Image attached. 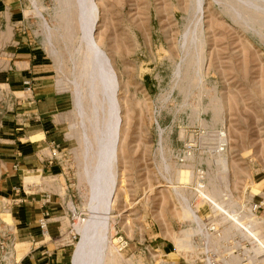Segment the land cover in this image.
<instances>
[{
  "label": "rangeland",
  "instance_id": "obj_1",
  "mask_svg": "<svg viewBox=\"0 0 264 264\" xmlns=\"http://www.w3.org/2000/svg\"><path fill=\"white\" fill-rule=\"evenodd\" d=\"M94 1L99 14L94 37L115 70L121 115L105 264H162L163 252L174 249L199 254L210 217L231 233L236 229L228 220H235L264 247V207L255 216L248 209L264 199V0ZM13 5L0 7V56L4 45L34 52L38 75L53 76L73 104L60 118L56 175L50 179L67 206L64 224L73 254L84 222L94 215L72 83L86 57L84 31L76 0ZM30 94L21 90L16 102ZM10 95L9 88L0 87V117L20 105ZM218 129L226 130L228 148L212 155L200 148L207 141L200 131ZM189 139L197 152L181 162ZM198 169L204 170L207 186L195 201L196 181H202ZM206 198L210 205H203ZM5 209L0 203V239L8 243L0 264H14L22 254L19 240L9 239L6 223L13 221ZM254 217L262 219L256 231L244 223ZM230 245V264H240Z\"/></svg>",
  "mask_w": 264,
  "mask_h": 264
},
{
  "label": "crops",
  "instance_id": "obj_2",
  "mask_svg": "<svg viewBox=\"0 0 264 264\" xmlns=\"http://www.w3.org/2000/svg\"><path fill=\"white\" fill-rule=\"evenodd\" d=\"M18 2L0 0V7L4 10ZM22 50L4 45L0 56V87L9 88L15 102L21 98L19 92L26 90L25 81L32 82L25 101L18 100L19 106L0 117V203L10 210L13 225L4 223L19 240L22 255L14 264H68L73 254L64 224L67 206L50 179L56 175L52 157L53 150L60 148V118L73 104L53 76L38 75L40 65L34 61V52ZM45 212L49 215L47 234L39 224ZM199 254L164 251L162 264H202Z\"/></svg>",
  "mask_w": 264,
  "mask_h": 264
},
{
  "label": "bare ground",
  "instance_id": "obj_3",
  "mask_svg": "<svg viewBox=\"0 0 264 264\" xmlns=\"http://www.w3.org/2000/svg\"><path fill=\"white\" fill-rule=\"evenodd\" d=\"M76 2L84 31L82 40H84L86 57L82 60L79 80L74 79L72 83L75 105L78 108L77 115L81 119L80 151L84 159V173L90 187V209L94 215L84 222V227L81 226L83 236L78 250L76 249L77 252L75 250L77 254L75 253L74 264H90L89 257L93 247L97 250L92 257L95 259V264H105L103 242L106 240L107 215L110 214L114 204L117 189L116 169L121 118L117 98L118 79L110 58L94 37V27L99 20L95 1L76 0ZM100 69L103 72L105 70L104 78L101 77V79ZM198 185L196 184L197 189H199ZM204 186L205 190L199 189V196L206 191L207 185ZM228 221H234L233 224L238 228H245L235 220ZM261 221L262 219L254 217L247 219L244 223L256 231ZM243 228L242 231H244ZM244 233L253 243L251 250L262 251V248L256 246L259 241L254 235H250L247 229ZM258 236L262 239L260 234Z\"/></svg>",
  "mask_w": 264,
  "mask_h": 264
},
{
  "label": "built area",
  "instance_id": "obj_4",
  "mask_svg": "<svg viewBox=\"0 0 264 264\" xmlns=\"http://www.w3.org/2000/svg\"><path fill=\"white\" fill-rule=\"evenodd\" d=\"M26 90L31 91L32 89V82L30 80L25 81ZM198 133V132H197ZM199 135V133H198ZM200 136L203 137L204 140L207 139L205 142L206 145L203 147L201 146V149H205V151L212 153V155H223L227 148H228V135L225 129H218L214 132L210 131H200ZM206 137V139H205ZM210 137V139H209ZM202 143V142H201ZM204 144V143H203ZM197 150H196V143L189 139L188 142L184 143L183 149L181 153L179 154L180 161L184 162L188 158H193L195 156ZM53 159H57V150H53ZM17 167V166H15ZM197 174L199 177L202 178V181H197L196 184L198 185V188L201 190H205V181L204 177L206 176L203 169H198ZM196 187L194 188V191L196 194L195 201L198 200L200 191ZM49 198V196H47ZM208 201H205L204 204L210 205V200L206 198ZM264 207V199L260 201H256L254 203H251L250 213L252 215H255V212L257 213L261 208ZM196 217L194 219V222L196 225L200 224V216L198 215V210L196 209ZM240 217H244L241 212H239ZM49 215L48 212H45L44 215L41 217L39 224L41 227V230L44 234L48 233V224H49ZM249 219V218H246ZM231 226H233L236 230L234 232H227L224 228L221 227V225H218V222L216 219L210 217L207 218L206 222H204L205 230L207 232V235L205 236V243L204 247L202 248V252L200 253L199 260L202 264H230V260L232 258L233 250L232 246L234 245L236 247L237 254L240 256V264H264V247H262V251L259 250H251L253 247V243L250 241L249 237L244 233L246 230L243 228L244 231H242L241 227L235 226L233 223L234 221H228ZM232 222V223H231ZM249 222V221H248ZM239 226V225H238ZM212 236V237H211ZM214 238L218 243H211V239ZM10 241L13 243L16 239L14 237L9 238ZM127 244V242H125ZM250 245V247H248ZM220 246V247H219ZM8 247V243L1 238L0 239V251L4 253Z\"/></svg>",
  "mask_w": 264,
  "mask_h": 264
},
{
  "label": "water",
  "instance_id": "obj_5",
  "mask_svg": "<svg viewBox=\"0 0 264 264\" xmlns=\"http://www.w3.org/2000/svg\"><path fill=\"white\" fill-rule=\"evenodd\" d=\"M104 75H105V70H104V72H103V71L100 69V79H101V77L104 78ZM95 242H96V241H95ZM95 242H94V245H95ZM96 245H97V244H96ZM95 252H97V250L95 249V247H93V252H90V257H89V258H90L89 261H91L90 264H95V259L92 258ZM74 257H75V252H74V254H73V256H72V263H71V264H74Z\"/></svg>",
  "mask_w": 264,
  "mask_h": 264
}]
</instances>
